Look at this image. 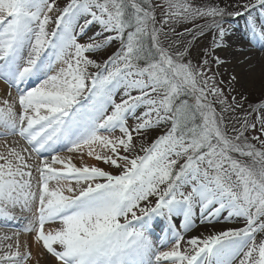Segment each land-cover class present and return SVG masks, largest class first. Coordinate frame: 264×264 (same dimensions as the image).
Masks as SVG:
<instances>
[{"label": "snow or ice", "instance_id": "obj_1", "mask_svg": "<svg viewBox=\"0 0 264 264\" xmlns=\"http://www.w3.org/2000/svg\"><path fill=\"white\" fill-rule=\"evenodd\" d=\"M225 17L264 51V0H0V218L29 214L0 264H29L33 246L53 264H264V101L241 120L216 82Z\"/></svg>", "mask_w": 264, "mask_h": 264}, {"label": "rangeland", "instance_id": "obj_2", "mask_svg": "<svg viewBox=\"0 0 264 264\" xmlns=\"http://www.w3.org/2000/svg\"><path fill=\"white\" fill-rule=\"evenodd\" d=\"M61 4L64 3V0H60ZM157 2H160V0H157ZM192 3L195 5H204L208 3H219L220 5H233L237 3V0H191ZM243 0H241V3ZM229 11L232 10H240L235 7H229ZM257 12H254L253 15H257ZM157 18H160V10L157 9ZM225 19L230 21L229 17H225ZM234 22V23H233ZM233 22L230 21L232 28L235 31V35L229 40V43H232V48L228 50H221L217 52V55H219L222 59L225 60L224 65L220 66L219 69L216 68L215 65H213V72L217 73L216 75V82L218 86L223 89L225 96L228 97L229 102H231V97L235 96L237 102H241L243 104L242 108H239L236 110L235 116L239 119H243L244 115L247 112L251 111L250 106H254L257 103L264 101V51H261L259 47L255 44H253L251 47L247 43H243L241 46L240 37H243L244 41H247L248 37L244 35L245 33V19H239V17L234 18ZM197 23H203V21H197ZM235 24H238L242 27L235 26ZM192 24H180L176 25V31L177 32H183L185 27L191 28ZM225 28L229 27V24L224 25ZM190 39V38H189ZM211 43V35H205L204 37H200L198 40L193 42V46L191 48V59L193 63L199 62V60L202 58L198 53H201L204 47L210 46ZM118 47V45H114L113 48H110L108 50L107 54H111L112 51L115 50V48ZM235 74L238 79L241 81L240 83H233L231 86L229 85L230 77ZM246 85V86H242ZM234 88V91L231 90ZM6 97V96H5ZM241 97H247L246 100H241ZM131 123V122H130ZM259 127V126H258ZM164 129L161 128L159 130H156L155 132H151L148 135V138L146 141H144L145 146H147L148 143H151L152 139H154L155 136L159 135L161 132H163ZM249 138H251L252 135H261L258 130H249ZM141 142L137 141V146L139 147V144ZM253 143H257V147H259V143L256 141H253ZM4 147L0 146V151H4ZM101 149L97 147V151H100ZM63 155H67L66 152L61 153ZM142 154V153H141ZM79 153H77L75 158L76 160H73V162L79 167L81 166V160L79 159ZM84 164L87 165H96L104 168L108 171H114L113 169L109 168L108 165L103 164L102 161H96L93 157L87 156V150L84 152ZM154 202V197L152 198ZM224 224V221H221L220 225H217V228H219L221 225ZM229 227H242L243 221L240 223H237L235 221H229L228 225ZM208 231H212V229H205L201 227L199 231L196 233L197 235L200 234H207ZM22 236H30L28 234L21 235ZM160 236L161 233L159 229L156 230L153 234V238L156 239L157 244L160 243ZM2 237V236H0ZM15 237H12L11 241H5V243L8 242H14ZM170 247V245H169ZM160 250H167V248H161ZM33 263V262H32ZM30 264V262H29ZM33 264H53L51 261V258L46 256V258H41L35 261Z\"/></svg>", "mask_w": 264, "mask_h": 264}, {"label": "bare ground", "instance_id": "obj_3", "mask_svg": "<svg viewBox=\"0 0 264 264\" xmlns=\"http://www.w3.org/2000/svg\"><path fill=\"white\" fill-rule=\"evenodd\" d=\"M5 96H6L5 88H4L3 85L0 84V98H7ZM8 143H9V146H12V142L8 141ZM3 144H4V141H1L0 142V146H3ZM85 152H86V150H85ZM75 157H74L73 160H76L77 159ZM0 232H3V230H1ZM7 235H13V234H7ZM19 239H20L21 243L23 244V242L25 241V239H29L30 240V236H22V237H19ZM31 251H32V260L30 261V264H33L38 259L46 258V256H47V255L41 256L39 254V250L35 246L32 247Z\"/></svg>", "mask_w": 264, "mask_h": 264}]
</instances>
